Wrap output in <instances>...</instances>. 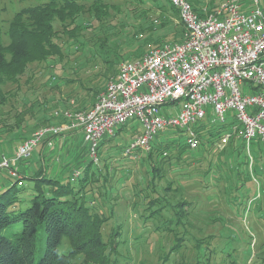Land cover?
I'll list each match as a JSON object with an SVG mask.
<instances>
[{
  "label": "rangeland",
  "instance_id": "obj_1",
  "mask_svg": "<svg viewBox=\"0 0 264 264\" xmlns=\"http://www.w3.org/2000/svg\"><path fill=\"white\" fill-rule=\"evenodd\" d=\"M28 2L29 0H0V24L5 44L10 42L7 31L16 11ZM106 2L109 4L107 12L110 13V17L106 16L103 22L95 19L94 11L89 8L90 4H86L85 10L77 19V23L81 24L82 34L79 33V37L74 34L75 32L63 31L60 21H55L56 28L60 30V39L65 43L70 40L68 34L76 36L78 41L82 40L74 44L70 43L62 60L59 55L53 54L46 62L28 64L27 70L15 80L0 83V129L10 128L15 136L18 128L29 125L26 132L31 133L37 129L31 125L40 122L39 119L42 117V110L38 106L42 101L38 99L43 101L66 99L65 103L68 105L70 101V108H74L73 106L76 107L83 97L91 98L92 92L88 89L89 86L96 84L97 88H102V84L105 85L109 80L104 79V72L109 65L105 60L108 58L115 65V71L122 60H132L137 56V53L133 56L134 51L147 52L153 47L176 41V36L178 39L183 37L181 26L179 31L178 29L176 31V26L180 24L181 19L173 15L169 9L163 11L156 5L138 3L135 0H106ZM161 3L166 4L165 0H161ZM159 17L170 19L171 25L168 24L169 27L166 26L163 29L159 26L161 20L159 23L156 21ZM153 20H155L154 25H158L159 28L157 34L151 35L150 28ZM73 27L74 24L69 25L70 29ZM103 32L108 33L107 44L104 42V47L98 43L97 39L98 36H105ZM159 34L164 39L162 44H156ZM54 75L57 76V80L52 79ZM34 110L36 113L31 112ZM26 111L29 113L26 114ZM140 125L138 120H132L124 126L117 127L116 135H106L105 138L108 140L104 141L98 149L99 162H93L87 174L93 183L107 190L104 196L107 205L105 209H102L105 212H102L109 216V219L103 226V235L108 239L112 231L116 234L119 249L115 257L118 264H208V259L210 264H233L234 260L239 264H246L247 258L251 259L252 254L255 255L252 264H260L261 256L259 255L264 254V217H260L252 204L250 214L243 204L237 202L238 206L233 204L227 209L225 203H219L213 199L214 190L210 192L211 196H207V190L203 188L205 182L209 181V175L206 176L203 173L205 165L199 166L197 171L196 168H190L188 164L182 166V163H173L172 167L167 164L170 169L164 172L165 175L159 176L157 172L153 169L151 172L149 168L151 160L148 157L145 158L148 150H136L131 155H124L125 145L141 130ZM179 133L168 129L161 132L160 137H168L167 141H172L171 138H177ZM4 136H0V139H4ZM109 137L112 138L109 139ZM4 140L8 141V139ZM18 142L15 141L13 145ZM211 147L214 150L212 152L218 155L214 144ZM53 154H60V150L56 149L52 152ZM206 154L210 155V152ZM260 154L253 151L257 164L264 163ZM221 157L224 159L223 156ZM155 158L159 159L158 162L162 160L161 155H155ZM185 158L190 164L195 162L189 152L185 154ZM204 163L205 161H202V164ZM5 171L8 170L0 169V173ZM63 174L58 178L67 180L69 171ZM83 176L84 174L81 175ZM212 178L214 177L211 174L210 180ZM261 180L264 183V178ZM172 181L174 187L181 191V195L184 192V195L196 201L193 208L198 216L192 211L193 216L189 217L190 219L198 217L202 224V219L206 217L204 214L208 211L211 217L219 220L207 228L209 232L217 230L218 235V239L211 241L210 246L204 243L209 248L208 251V248L206 249L208 258H202L203 250L201 244L197 242L199 231H196V228L185 227L184 220L182 224L176 220L166 221L165 217L170 216L166 208L153 213L154 210L161 209L163 202L157 198L164 195V187ZM236 182H239V179ZM80 183L79 179L74 182L76 187L80 186ZM24 184L25 188L18 199L19 204L28 199L29 190L32 189L34 181L25 178ZM252 184L251 179L248 185ZM2 190L4 188L0 189V192ZM97 196L99 197L98 194ZM164 196L168 201L167 207H171V204L179 200L173 195ZM152 199L156 200L153 205L150 203L151 207L148 208L147 201ZM261 201L263 203L261 211L264 212V198ZM254 204L259 207V202ZM202 225L205 227L204 224ZM22 229V223L17 222L8 227L6 234L13 237ZM181 237L182 240H180ZM252 241L256 242L254 251ZM45 242L46 234L44 229H41L36 246L37 259L45 251ZM176 245L180 250L170 254L171 248ZM69 247L68 238L64 237L61 249L66 251ZM212 247L218 252L215 253ZM222 248L223 252H221ZM82 259L83 257L80 256L78 261Z\"/></svg>",
  "mask_w": 264,
  "mask_h": 264
},
{
  "label": "trees",
  "instance_id": "obj_2",
  "mask_svg": "<svg viewBox=\"0 0 264 264\" xmlns=\"http://www.w3.org/2000/svg\"><path fill=\"white\" fill-rule=\"evenodd\" d=\"M135 1L156 5L163 11L169 9L173 15L178 16L180 19L178 9L170 4L169 0H165L166 4L161 3V0ZM214 1L211 0L210 8L215 6H213ZM87 3L90 4L89 8L94 11L96 20H102L103 22L104 19L110 17V13L107 12L109 4L106 0H29L26 5L16 11L13 20L10 22L7 31L10 38L8 44L4 42L3 30L0 24V83L11 79L15 80L17 76L27 70L28 64L39 61L46 62L51 59L50 57L53 54L59 55L62 60L67 52L66 48L70 47V43L74 44L82 41L81 39L79 41L77 40L79 33H81V24L77 23V19L85 10ZM57 20L62 24L63 31L75 32L74 34L77 37L73 34H68L70 37L69 41L65 43L64 40H61L60 30L55 25V21ZM159 20H161V25L159 24V26L163 29L168 24L171 25L170 19L159 17L156 20L158 21L157 23H159ZM154 23L155 20H153L152 25L154 27L150 28L151 35L156 33L159 28ZM70 24H74V27L71 29L69 28ZM180 26L182 27L183 37L178 39V36H176V41L185 38L186 28L182 21L176 26V31L177 29L179 31ZM103 33L105 36H98L97 39L99 40L98 43H101L104 47V44L108 40V33ZM163 42L164 39L159 34V39L156 44H162ZM136 53V57H139L144 52L136 50L132 53L133 56ZM105 61L109 63L106 72H104V79L107 80L116 73L117 68L114 71L115 65L111 59L108 58ZM52 79L57 80V76L54 75ZM98 85L100 84L98 83ZM104 86L102 84V87ZM97 87L96 84L89 86L88 89L92 92L91 98L87 99L83 97L78 101L76 107L73 106L74 108H70L71 105L65 103L67 101L66 99H62V101L60 99L53 101L44 100L45 102L38 99L42 101L38 105L42 110V117L39 119L40 122L35 123V125L32 124L31 126L38 129L44 124L62 123L65 120L64 117H57L54 114L55 108L58 107L63 106V108L74 110L90 107L102 89ZM31 112L36 113L35 110ZM28 113L26 111V114ZM19 122L17 123L18 126ZM28 126L25 125L18 128L15 136L10 128L0 129V136L5 135L4 139H8L7 143L11 146L15 141L21 142L35 131L27 134L26 130H28ZM200 134L202 136L201 147L194 151L190 150L183 142V138L177 137L172 139V141H167L168 138L166 137L156 138L145 157L151 160V167H149L151 172L153 169L158 173L157 175H165L164 172L168 171L173 166V163H182V166L188 164L191 166L190 168H196L197 171H199V166L205 165L206 167L203 173L206 176L209 175V181L205 182L203 188L207 190V196H211L210 192L214 190L215 196L213 199L219 203H225L227 209L232 207L233 204L238 206L239 204L237 203H240L251 214L250 205L252 204L256 212L260 214V217H264V212L261 211L263 206L261 200L264 198V183L261 180V178H264V163L257 164L255 160L256 163L250 168V160L244 150V143H236L235 139H232L223 150L215 148V152L219 153L217 155L212 152L214 150L211 147L215 140L209 139L207 133L204 131H200ZM211 134L216 138L219 136L217 132H212ZM107 140V138H104L100 145ZM254 145L259 147L256 150L254 149L256 153H261L263 144H261L259 139L254 142ZM3 146H6V144ZM188 152L193 160H195L193 164L188 163L185 158V154ZM209 152L210 155H207L206 153ZM155 155L162 156L161 162H158L159 159L155 158ZM241 156L242 159H240ZM202 161H205V163L202 164ZM92 164L93 162L90 161L82 169L81 175L84 174V176L81 177L80 175L78 178L81 180L80 186L78 187L74 184L78 179L72 181L70 178L71 175H69L67 180H61L58 177L50 175L46 167L42 165L31 174H23L24 179L28 178L34 181L32 189L29 190V197L25 202L18 203L20 194L25 188V184L19 185L18 182L20 179L11 181L0 192V264H118L117 258L115 257L119 249L116 234L112 231L113 236L110 235L108 239L103 235V226L109 219V216H106L104 213L105 210H102L107 205V200L104 198L107 190L93 183V180L87 175ZM211 174L214 177L212 180H210ZM155 177L156 175L153 176V179ZM237 179H239V182H236ZM251 179L253 184L248 185V181ZM164 191V195H173L179 200L171 204V207H167L168 201L166 197L160 195L157 199L163 202L162 207L161 209L154 210L153 213L158 210L163 211V208H166L170 213V216H164L166 221L174 222L176 220L182 224L184 220L185 227L196 228L195 230L199 231L197 242L201 244L203 250L202 258H208L207 251L209 248L204 243L206 242L210 246L211 241L218 239V235L217 230L209 232L207 228L215 222H218V218L211 217L208 211L205 214L202 213L206 216L204 220L202 219V224L205 225L203 227L198 217H193V219L189 218L193 216V212L194 215L198 216V213L193 208L196 201L184 195V192L181 195L179 188L174 187L173 181L167 183ZM155 200L147 201L148 208L151 207L149 206L150 203L153 205ZM256 202H259V207H256L254 204ZM17 222L22 223V231L16 236H8L6 230ZM41 229H44L46 234L45 251L37 259L36 246ZM64 237L68 238L70 245L66 251L61 249ZM182 239L181 237L180 240ZM252 243L254 251V247L256 250V242L252 241ZM179 250V247L176 245L171 248L170 254L178 252ZM212 250L215 253L217 251L213 247ZM222 250L223 248L221 252H223ZM80 256L83 259L78 261ZM251 256L252 258L249 259L250 262L247 258L246 264L253 263V257L255 255L252 254ZM259 256H261L260 264H264V254ZM165 258L167 257L165 256ZM209 260L207 261L208 264H210ZM233 264L239 263L234 260Z\"/></svg>",
  "mask_w": 264,
  "mask_h": 264
},
{
  "label": "built area",
  "instance_id": "obj_3",
  "mask_svg": "<svg viewBox=\"0 0 264 264\" xmlns=\"http://www.w3.org/2000/svg\"><path fill=\"white\" fill-rule=\"evenodd\" d=\"M169 2L179 11L185 38L122 60L90 107L55 108V116L65 120L41 125L15 149L3 147L0 168L23 185L18 161L43 143L53 152L59 137L75 130L83 134L89 160L98 163L101 141L132 120L141 130L125 145L124 155L150 150L169 129L180 132L193 151L201 147L200 131L220 150L232 139L243 142L250 168L259 139L264 160V0H220L213 8L196 7L191 0ZM81 173L74 168L71 180Z\"/></svg>",
  "mask_w": 264,
  "mask_h": 264
},
{
  "label": "crops",
  "instance_id": "obj_4",
  "mask_svg": "<svg viewBox=\"0 0 264 264\" xmlns=\"http://www.w3.org/2000/svg\"><path fill=\"white\" fill-rule=\"evenodd\" d=\"M191 1L197 7H203L206 5L211 7L210 0ZM219 2L220 0H215L213 6ZM104 87H102V89ZM73 100L74 99H72V102L74 103ZM69 102L70 101H68V103ZM19 143L14 146H10L7 141L0 139V153L2 152L3 147L12 150L15 149ZM4 144H6V146H3ZM45 145V143L41 144V146L37 148L28 159H21L18 161L17 172L19 176L22 175L23 180V174H31L34 170L38 169L42 165L46 167L47 172L50 175L59 177V175L62 176L64 175L63 173H66L67 171H69V175H71L74 168L80 167L83 169L88 164V162H90L87 155L86 143L83 139V134L81 131H69L66 135L59 137L56 144V149L60 150L61 157L59 159L57 155H52V152L50 153ZM3 169L6 170L7 168ZM7 170L8 171H5L4 173H0V189H5L11 181L18 178L17 176L13 175L9 169Z\"/></svg>",
  "mask_w": 264,
  "mask_h": 264
}]
</instances>
